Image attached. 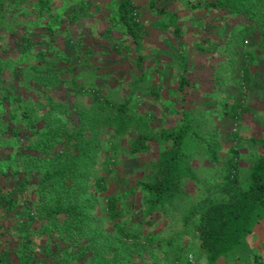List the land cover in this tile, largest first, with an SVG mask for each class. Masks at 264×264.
<instances>
[{
    "label": "trees",
    "instance_id": "1",
    "mask_svg": "<svg viewBox=\"0 0 264 264\" xmlns=\"http://www.w3.org/2000/svg\"><path fill=\"white\" fill-rule=\"evenodd\" d=\"M178 1L0 0V264L259 258L264 0Z\"/></svg>",
    "mask_w": 264,
    "mask_h": 264
},
{
    "label": "rangeland",
    "instance_id": "2",
    "mask_svg": "<svg viewBox=\"0 0 264 264\" xmlns=\"http://www.w3.org/2000/svg\"><path fill=\"white\" fill-rule=\"evenodd\" d=\"M148 1L149 0H141L142 3H145ZM193 1H198V0H193ZM177 2H180V1H178V0L177 1L176 0H163L162 3L166 4L167 6L173 7L177 4ZM181 9H183V7H181ZM193 26H194V24H193ZM122 75H124V73H122ZM110 83H107V84H109L108 85L109 87L106 88L107 90H111L112 88L114 89V87H119L117 81L113 82L111 85H110ZM213 97L214 96H203V97L201 96V98H200L201 101H199V104L202 106L203 109L199 110V113L205 112V106H208V105L214 103ZM250 99H251V97H250ZM251 103H252L253 108H255V109H261L262 107H264L263 99L261 98V96L255 95L253 97L252 102L250 101V104ZM258 123H259L258 116L257 117L255 116L253 120H251V117L250 118L248 117L246 120L243 121V123L241 124V126L239 128L240 129V131H239L240 135L242 137H245V138H250L253 135L258 134V130H259ZM218 124L222 129V134L224 135L225 148L228 149V147L232 144V140H230V132L232 130L235 131L236 127H235V125H232V124L223 123L221 120H218ZM241 147H242V165L246 166L248 164V161H249V154H250L251 150H250L249 145H247L246 143H242ZM195 164L197 166H199V168H200V176L204 177L207 174L206 168L208 166V163L207 162L204 163L201 160H197ZM121 182H122V180H121ZM134 210L136 211L138 209L136 208ZM136 219L140 220L141 216L138 215L136 217ZM168 221H169L168 219H164L163 217H161V215H156L150 219V223L153 226V228H156L157 230H159V232H163L164 230L167 229V226L169 224ZM252 236H254V234L251 235V237L249 238V245L251 246V250H254L255 249L254 248L255 243L252 241V239H253ZM255 254L259 255V258L255 257L253 259L254 255L251 254L252 255L251 259L253 261L262 260L261 257H264L263 255H261L262 253L255 252ZM192 259L195 260L196 258L192 257ZM195 262H196V264H206L204 259L195 260Z\"/></svg>",
    "mask_w": 264,
    "mask_h": 264
},
{
    "label": "crops",
    "instance_id": "3",
    "mask_svg": "<svg viewBox=\"0 0 264 264\" xmlns=\"http://www.w3.org/2000/svg\"><path fill=\"white\" fill-rule=\"evenodd\" d=\"M252 237V241L255 243V249L252 250V252L262 253L261 255L264 256V224L259 226L257 232L254 233V236ZM249 264H264V257H262L261 263H258L257 260L253 261L251 259V262Z\"/></svg>",
    "mask_w": 264,
    "mask_h": 264
}]
</instances>
